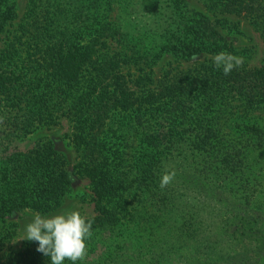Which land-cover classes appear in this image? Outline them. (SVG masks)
I'll use <instances>...</instances> for the list:
<instances>
[{
	"label": "trees",
	"instance_id": "1",
	"mask_svg": "<svg viewBox=\"0 0 264 264\" xmlns=\"http://www.w3.org/2000/svg\"><path fill=\"white\" fill-rule=\"evenodd\" d=\"M115 1L124 15L111 21ZM203 4L205 13L187 0H26L16 33L0 50V108L26 107L5 120L13 129L0 130L8 142L0 145V218L19 208L49 212L68 190L62 150L53 141L17 149L24 137L16 127L49 123L50 110L40 106L76 93L75 169L89 182L94 210L88 255L77 264H264V179L258 194L250 191L245 149L230 143L222 126L234 107L264 109V68L240 65L224 75L202 62L138 95L122 71L126 59L107 49L114 40L145 44L156 57L229 53L217 28L224 14L248 20L264 37V0ZM14 17V3L0 0V33ZM242 129L264 160V127L247 122ZM173 170L162 189V175ZM37 248L27 240L0 264H51Z\"/></svg>",
	"mask_w": 264,
	"mask_h": 264
},
{
	"label": "rangeland",
	"instance_id": "2",
	"mask_svg": "<svg viewBox=\"0 0 264 264\" xmlns=\"http://www.w3.org/2000/svg\"><path fill=\"white\" fill-rule=\"evenodd\" d=\"M188 3L197 11L205 13L203 0H187ZM15 5V17L0 33V50L4 48L12 35L16 33V29L24 17L26 11V0H11ZM109 19L111 21L121 20L124 15L122 8L113 2L109 6ZM212 19L213 16H211ZM216 18L221 20L217 24V28L224 35L229 53L242 59V66L245 67H263L264 68V37L249 23L248 20L235 15L224 14L218 15ZM108 51L111 53L120 52L126 59L123 63L122 71L128 74L129 85L135 90L136 94H144L155 88L159 78L174 75L179 71H186L198 67L202 62H213L212 54H200L192 58H185L174 55L171 52H161L158 57L151 55L146 51L145 44H128L120 46L116 41H108ZM105 49V50H107ZM76 97L72 100L66 96L62 101L58 97H53L41 107V111L45 112L46 108L50 110L45 118L49 123L37 122L31 125L28 130L21 128L24 123H20L16 127V134L24 137L23 141L18 142L17 149H25L24 143L30 146L41 145L46 141H53L55 146L62 150L65 168L72 175V181L68 190L63 195L59 204L54 206L52 210L45 213H39L29 208H19L5 211V216L0 218V259L7 251L19 250L25 246L27 239L25 236V226L31 221L33 215L52 216L62 212L79 210L82 214L88 216L93 215V203L91 196V187L86 178L78 175L75 165L79 162V151L77 146L71 139L73 120L70 112L73 104L77 101ZM38 103L37 105H40ZM26 108L25 106H20ZM24 109H7L0 108V116H3V122L0 123V130H4L8 126L5 122L7 117L14 115L21 116ZM26 110V109H25ZM249 122H255L259 126L264 127V109H250L245 111L243 107H234L229 115L222 120L224 136L228 141L236 146H242L247 156V164L252 171L253 178L249 185L250 191L258 194L261 186L259 183L264 179V160L261 159L258 150L246 141V134L242 126ZM8 142L0 140V145H6ZM136 145V137H133L131 146L127 149L125 155L126 160L132 161L133 147ZM9 150H16V144L9 143ZM29 146V147H30ZM15 147V148H14ZM260 181V182H259ZM240 190V189H239ZM160 220V218H159Z\"/></svg>",
	"mask_w": 264,
	"mask_h": 264
},
{
	"label": "clouds",
	"instance_id": "3",
	"mask_svg": "<svg viewBox=\"0 0 264 264\" xmlns=\"http://www.w3.org/2000/svg\"><path fill=\"white\" fill-rule=\"evenodd\" d=\"M212 60L224 75H229L242 64L241 58L226 51L217 53ZM3 119L0 116V123ZM174 177V170L165 172L161 177L160 187H167ZM92 235V220L73 209L48 217L33 215L25 226V236L22 239L38 242L37 251L50 256L51 264H64L66 260L77 264L88 255V241Z\"/></svg>",
	"mask_w": 264,
	"mask_h": 264
}]
</instances>
